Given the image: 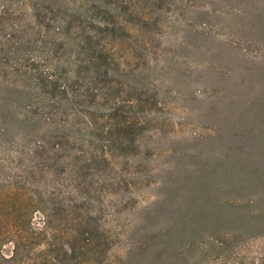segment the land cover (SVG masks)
I'll use <instances>...</instances> for the list:
<instances>
[{
    "label": "rangeland",
    "instance_id": "obj_1",
    "mask_svg": "<svg viewBox=\"0 0 264 264\" xmlns=\"http://www.w3.org/2000/svg\"><path fill=\"white\" fill-rule=\"evenodd\" d=\"M69 1L116 26L93 34L118 64V97L138 102L136 126L125 146L101 135L115 94L105 83L93 87L104 99H80V134L58 161L29 154L15 132L0 134V190L14 191L0 235L15 240L0 244V264H122L169 227L176 232L132 264H146L156 247L168 261L264 264V0ZM33 2L46 10L47 0ZM34 21L32 0H0V41H17L19 26L29 32ZM241 155L250 161L238 168ZM20 200L41 209H13Z\"/></svg>",
    "mask_w": 264,
    "mask_h": 264
},
{
    "label": "trees",
    "instance_id": "obj_2",
    "mask_svg": "<svg viewBox=\"0 0 264 264\" xmlns=\"http://www.w3.org/2000/svg\"><path fill=\"white\" fill-rule=\"evenodd\" d=\"M47 1L41 4L43 6L47 4V7L44 6L46 10H42L40 4L32 0L35 21L30 25L29 32L33 35H24L27 31L23 26H19L18 33L20 36L23 35L21 38L15 41L9 34L0 41V46L11 45V50L8 48L5 56L0 58L3 68H0L2 69L0 70V134L8 136L15 132L16 139L23 141V146L27 147L29 154L33 153L42 160L58 161L61 157L59 153L74 145L80 134L76 130L79 122L77 117L80 114L78 107L82 102L80 99L88 97L93 101L92 103L100 95L104 99L103 95L106 93L94 94L93 87L107 83V85L111 84L108 91L115 94L113 101H110L109 94L106 96V101L111 102L112 106L104 109L108 113L105 114L108 125L99 126L101 127L99 131L101 135L109 137L116 134L117 141L125 146L124 136L130 134L128 132L134 130L136 126L131 114L135 110V103L138 102L122 100L118 97L119 89H116L112 83V77H115L114 69H118V64L115 63L114 55L107 44L104 45L102 39H97L93 34L96 32L107 35L113 32L116 26L108 20L101 23L94 22L95 17L91 16L93 12L85 9L83 5L79 6L69 0ZM102 13L104 17H109L111 12L109 9H103ZM84 17L91 21L88 29L82 24L81 19ZM33 44L40 53L28 49ZM82 55L86 58L82 59ZM89 108L92 109L91 106ZM68 110L71 113L68 114ZM94 111L92 109V112L87 114L95 116ZM10 118L13 119V123L9 121ZM95 121H85V125L90 129L94 126L98 127V121L97 123ZM107 142L113 143L111 139H107ZM96 158L93 157V161ZM249 161L248 157L241 155L237 167L240 168L241 163L244 165ZM240 175L244 178L247 173L244 171ZM242 187L247 188L244 185ZM4 189L0 190V214L4 211L2 207L4 197L6 199L14 192L9 186ZM20 201H13L12 208L15 210L19 208L27 214L41 209L34 201ZM184 227L185 225L180 226L179 229L182 230ZM176 230L173 227L160 230L159 235H155L154 242L152 240L155 237H145L143 243L146 250L154 248L155 242L159 239H167L168 236L173 235L170 232ZM11 233L13 232L9 230L0 235V239H4L0 240V244L4 245L6 240L15 241ZM172 246V250L176 251ZM146 250L141 247L134 252L130 251L122 264H132L135 258L141 257ZM150 259L145 263L189 264L186 259L179 260L176 257L174 261L163 260L159 247L155 248Z\"/></svg>",
    "mask_w": 264,
    "mask_h": 264
}]
</instances>
